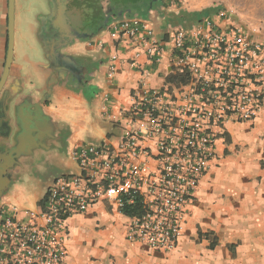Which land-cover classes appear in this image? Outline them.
<instances>
[{
	"label": "built area",
	"instance_id": "1",
	"mask_svg": "<svg viewBox=\"0 0 264 264\" xmlns=\"http://www.w3.org/2000/svg\"><path fill=\"white\" fill-rule=\"evenodd\" d=\"M110 25L117 42L138 47L132 67L143 54L152 65L167 59L166 81L151 86L153 71L142 69L129 107L111 113L119 134L74 146L78 171L55 177L39 207L0 204V264H65L69 218L101 201L128 217L129 240L176 249L218 141L231 123L253 122L264 109V38L231 11L176 27L167 40L139 15ZM123 61L111 56L110 77Z\"/></svg>",
	"mask_w": 264,
	"mask_h": 264
},
{
	"label": "crops",
	"instance_id": "2",
	"mask_svg": "<svg viewBox=\"0 0 264 264\" xmlns=\"http://www.w3.org/2000/svg\"><path fill=\"white\" fill-rule=\"evenodd\" d=\"M169 2L157 3L147 16H141L152 25L158 39L167 40L174 28L192 27L202 17L216 13L210 4L199 5V0H191L189 8L184 3ZM25 4L15 0L14 56L0 92V150L13 143L17 130L14 110L19 105H40L47 100L43 109L49 121L44 125L51 135L41 146L27 136L18 137L21 152L26 151L27 156L20 159L13 183L0 204L37 208L55 177L78 171L70 155L74 146L99 144L119 134L111 113L119 107H129L130 95L140 83L142 69H151L148 83L160 87L166 81L168 68L167 59L152 65L144 54L140 58L142 66L132 67L127 60L138 47L117 42L111 25L84 39L77 36L79 31L73 28L70 16L58 20L53 16L55 28L60 26L74 32V38L63 44V50L55 51L56 54L82 58L90 67L86 86L68 83L56 75L42 53L41 17L49 13L36 12L28 22L30 34L20 36L16 44V17L28 10ZM7 44L8 0H0V79ZM113 54L124 61L118 63L116 75L110 77L108 67ZM92 87H96V92L90 96ZM42 125V122L37 124L38 128ZM61 152L67 157L60 161L69 171L51 176L44 184L39 180L35 185H28L33 172L40 171L36 158L51 162ZM217 152L218 157L200 182L176 249L158 251L129 240L128 217L111 203L101 201L85 213L69 218V254L65 264H264V109L253 122L231 123L229 133L218 141ZM72 164L75 170H70ZM213 238L214 246L211 245Z\"/></svg>",
	"mask_w": 264,
	"mask_h": 264
},
{
	"label": "flooded vegetation",
	"instance_id": "3",
	"mask_svg": "<svg viewBox=\"0 0 264 264\" xmlns=\"http://www.w3.org/2000/svg\"><path fill=\"white\" fill-rule=\"evenodd\" d=\"M70 17L73 28L77 29L80 33H84L85 31L83 29V22L80 23L79 20H77L76 14L74 13L71 14ZM46 35L48 40L46 44L42 43L44 50H42V53L43 56L45 55V62L51 64L56 71V75L64 77L68 83L86 86L90 67L87 63H85L84 59L79 57L58 55L55 52L63 50V44L72 40L74 32L68 28H61L60 26L55 28L53 19L51 18L47 21ZM48 55L51 56L52 59ZM46 103L47 100L40 103V105H19L14 110V116L17 119V130L14 132L12 137L13 143L4 146L5 148L0 150V200L8 191L7 188L13 183V179L15 177L14 171L20 165V159L27 156L26 151L21 152L22 148L18 143V137L21 135L27 136L30 140H33L36 142V144L41 146L43 142L51 135L44 125L49 121L48 116L45 114L43 109V105ZM40 122H42L43 125L38 128L37 124H40ZM6 125H8L9 129L11 128L10 123H7Z\"/></svg>",
	"mask_w": 264,
	"mask_h": 264
},
{
	"label": "rangeland",
	"instance_id": "4",
	"mask_svg": "<svg viewBox=\"0 0 264 264\" xmlns=\"http://www.w3.org/2000/svg\"><path fill=\"white\" fill-rule=\"evenodd\" d=\"M26 2V8L28 10L24 11L21 16L16 17L17 31H16V44L20 39V36L28 37V22L32 19L35 13L48 14L50 12L51 4L50 0H22ZM168 1V0H167ZM199 5L210 4L216 9H226L231 11L236 15V18L251 28H255L259 36L264 38V0H199ZM54 19L58 20L63 16H70L71 14H76L77 20L80 23L84 22V15L82 10L76 9L72 6L70 0H54ZM191 0H184L180 4H185V7H190ZM170 3V2H169ZM204 3V4H202ZM183 28H187L183 26ZM86 139H88L86 135ZM67 157L66 153L61 152L60 156L54 161L47 162L43 157H37L36 161L40 171H34L30 180H28V185H35L39 180L43 184L45 181L55 174L63 173L67 170V167L60 160H64ZM70 170H75V165L70 166ZM69 171V169L67 170ZM66 171V172H67ZM26 181V180H25ZM44 181V182H43ZM21 183V181H18ZM24 183V182H22ZM27 206L32 205L27 203Z\"/></svg>",
	"mask_w": 264,
	"mask_h": 264
},
{
	"label": "trees",
	"instance_id": "5",
	"mask_svg": "<svg viewBox=\"0 0 264 264\" xmlns=\"http://www.w3.org/2000/svg\"><path fill=\"white\" fill-rule=\"evenodd\" d=\"M157 3L167 4V0H71L72 6L82 10L84 15V39L91 38L123 16L145 17ZM95 92L96 87H92L88 95L92 96ZM124 211L129 212L130 209L126 208ZM215 244L216 240L213 238L211 245Z\"/></svg>",
	"mask_w": 264,
	"mask_h": 264
},
{
	"label": "water",
	"instance_id": "6",
	"mask_svg": "<svg viewBox=\"0 0 264 264\" xmlns=\"http://www.w3.org/2000/svg\"><path fill=\"white\" fill-rule=\"evenodd\" d=\"M50 4H51V12L48 15L41 17L42 26L39 32V38L40 40L43 41V43H46L48 40V37L46 35L47 21L48 19L53 18L55 12L54 0H50ZM77 34H78L77 36H80L81 38H84L86 36V34L84 33L77 32ZM14 43H15V0H8V44H7L6 61L0 79V92L10 73L11 65L13 62V56H14Z\"/></svg>",
	"mask_w": 264,
	"mask_h": 264
}]
</instances>
